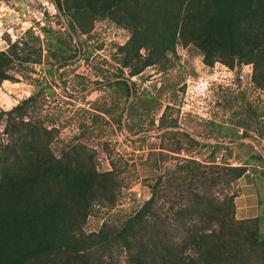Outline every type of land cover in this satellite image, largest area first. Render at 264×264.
I'll use <instances>...</instances> for the list:
<instances>
[{"label": "trees", "instance_id": "obj_1", "mask_svg": "<svg viewBox=\"0 0 264 264\" xmlns=\"http://www.w3.org/2000/svg\"><path fill=\"white\" fill-rule=\"evenodd\" d=\"M52 2L70 23L71 40L90 35L101 20L128 30L118 52L121 72L129 70V77L166 65L178 47H194L208 67L251 65L252 81L264 91V0ZM25 34L31 42L9 40L0 51V87L6 80L18 82L15 72L35 64H50L49 74L56 75L79 52L65 55L51 36L45 55L41 37L31 29ZM128 81L122 76L116 83L130 97L134 84ZM43 95L41 87L0 111V264H264L262 217L236 216L247 163L184 157L150 184V197L135 213L87 231L96 206L117 205L125 171L113 158L112 168L100 171L96 149L81 140L56 154L59 129L39 114ZM251 118L257 121V114ZM182 135L190 148L199 144L189 132ZM166 148L178 154L187 149L180 140Z\"/></svg>", "mask_w": 264, "mask_h": 264}, {"label": "rangeland", "instance_id": "obj_2", "mask_svg": "<svg viewBox=\"0 0 264 264\" xmlns=\"http://www.w3.org/2000/svg\"><path fill=\"white\" fill-rule=\"evenodd\" d=\"M69 27L52 0H0V51L8 48L9 40L28 39V29L41 37L45 55L51 36L65 55L79 49L68 65L55 66L56 75L49 74L47 63L15 72L19 81L7 80L0 87V111L10 110L42 87L39 114L49 127L59 129L52 145L55 153L81 140L96 149L100 171L112 168V158L123 168L124 187L117 205L96 206L86 230L96 231L104 220L135 213L150 197L149 186L158 176L184 157H192L206 163L249 165L264 234V91L252 81V66L230 69L217 62L208 67L199 50L178 47L166 65L129 77V70L121 72L118 52L130 36L128 30L101 20L90 35L71 40ZM43 28L51 33L47 36ZM122 76L134 84L130 97L116 83ZM250 112L257 114V121ZM162 115L163 124L159 121ZM3 129L0 121V132ZM174 131L179 132L172 136ZM183 132L199 144L190 148ZM177 140L188 150L178 154L162 149ZM122 264L127 263L123 260Z\"/></svg>", "mask_w": 264, "mask_h": 264}, {"label": "crops", "instance_id": "obj_3", "mask_svg": "<svg viewBox=\"0 0 264 264\" xmlns=\"http://www.w3.org/2000/svg\"><path fill=\"white\" fill-rule=\"evenodd\" d=\"M249 173L239 180L241 194L235 199L236 215L240 219L248 218L249 216L256 217L258 215V202L260 200L258 192L255 190V182H250L251 178ZM243 181L246 183L243 184Z\"/></svg>", "mask_w": 264, "mask_h": 264}, {"label": "bare ground", "instance_id": "obj_4", "mask_svg": "<svg viewBox=\"0 0 264 264\" xmlns=\"http://www.w3.org/2000/svg\"><path fill=\"white\" fill-rule=\"evenodd\" d=\"M6 81H7V80H6ZM6 81H5V82H6Z\"/></svg>", "mask_w": 264, "mask_h": 264}]
</instances>
